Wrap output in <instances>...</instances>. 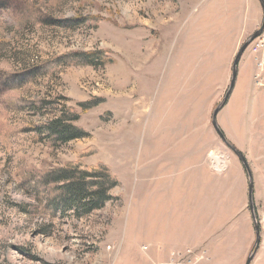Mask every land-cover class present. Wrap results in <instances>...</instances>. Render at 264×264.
<instances>
[{
	"label": "rangeland",
	"instance_id": "rangeland-1",
	"mask_svg": "<svg viewBox=\"0 0 264 264\" xmlns=\"http://www.w3.org/2000/svg\"><path fill=\"white\" fill-rule=\"evenodd\" d=\"M235 1L0 0V264H110L134 256L120 237L140 177L141 148H151L152 132L166 115L205 112V89L173 88L169 66L212 69L209 92L222 94L212 120L237 53L262 25L247 32L252 9L237 0L239 26H232ZM209 39L206 61L210 54L200 45ZM57 118L85 138L51 136L45 127ZM203 123L192 122L193 130ZM222 152L226 165L243 166L224 142ZM72 164L109 169L119 182L113 200L86 216L63 203L50 206L53 187L40 183L42 175ZM233 168L230 163L225 178ZM261 192L254 196L261 244L252 264H264V185Z\"/></svg>",
	"mask_w": 264,
	"mask_h": 264
},
{
	"label": "crops",
	"instance_id": "crops-1",
	"mask_svg": "<svg viewBox=\"0 0 264 264\" xmlns=\"http://www.w3.org/2000/svg\"><path fill=\"white\" fill-rule=\"evenodd\" d=\"M233 3L230 16L237 15L230 24L236 27L239 6L237 0ZM248 3L252 15L247 18V32L253 33L263 11L255 0ZM240 17L244 19L243 14ZM210 44L209 39L200 45L204 54H210L206 61L211 59ZM241 59L234 88L217 122L227 141L249 161L258 200L264 185V89L254 84L256 56L246 51ZM168 70L173 88L199 85L205 89V112L202 117L179 110L166 115L163 127L152 132L151 148H141L140 177L134 185L133 204L128 203L124 237H120L135 249L134 256L110 264H159L173 252L191 248L207 251L208 260L202 264H245L255 243L249 177L239 161L231 160L232 177L225 178L230 163L222 166L223 141L210 125L211 112L222 95L216 98L209 92L215 86L214 72L207 66L188 72L173 65ZM183 120L188 124L180 126ZM196 121L204 122L200 131L193 130L197 125L191 123ZM148 158L150 163H145Z\"/></svg>",
	"mask_w": 264,
	"mask_h": 264
},
{
	"label": "trees",
	"instance_id": "trees-1",
	"mask_svg": "<svg viewBox=\"0 0 264 264\" xmlns=\"http://www.w3.org/2000/svg\"><path fill=\"white\" fill-rule=\"evenodd\" d=\"M86 56L90 58L89 64H93L92 55ZM46 66L51 67L50 63H47ZM45 129L51 136L63 140V142L86 136L72 124L65 123L62 118L53 120L46 125ZM40 183L47 187H53L51 189L52 198L48 201L50 206L59 208L63 203L66 205V209L74 210L79 216H86L103 208L113 200L110 193L119 185L117 179L105 166L87 168L82 164H72L44 173ZM55 214L56 209L53 212V215Z\"/></svg>",
	"mask_w": 264,
	"mask_h": 264
},
{
	"label": "water",
	"instance_id": "water-1",
	"mask_svg": "<svg viewBox=\"0 0 264 264\" xmlns=\"http://www.w3.org/2000/svg\"><path fill=\"white\" fill-rule=\"evenodd\" d=\"M262 8L263 11V20H262V25L260 27L259 30H257L247 41L246 43H244V45L240 48L239 52L237 53V56L234 60L233 63V67H232V79H231V83H230V87L224 97V99L222 100V102L220 103V105L218 107H216V109L213 112V116H212V125L214 127V129L216 130L217 134L219 135V137L222 139V141L228 146L230 147V149L236 154V156L239 158V160L241 161V163L243 164L245 170L248 173V177H249V203H250V210L252 212L253 215V219H254V224H255V231H256V239H255V243H254V247L250 253V255L247 258V261L245 264H252L254 257L260 247L261 244V237H260V226L257 222L256 219V215H255V209H254V183H253V178H252V172H251V168L250 165L246 159V157L240 152L238 151L234 146H232L226 139L224 133L222 132V130L220 129V127L218 126V122H217V116L220 113V111L224 108V106L226 105L232 90L234 88L235 82H236V77H237V72H238V66L239 63L241 61L242 56L244 55V53L248 50V48L253 44V42L263 33L264 31V0H257Z\"/></svg>",
	"mask_w": 264,
	"mask_h": 264
},
{
	"label": "built area",
	"instance_id": "built-area-1",
	"mask_svg": "<svg viewBox=\"0 0 264 264\" xmlns=\"http://www.w3.org/2000/svg\"><path fill=\"white\" fill-rule=\"evenodd\" d=\"M256 56L257 70L254 75V84L264 89V31L250 46ZM147 250V247H143ZM208 260L207 252L201 249H187L183 252H173L168 260L159 264H202Z\"/></svg>",
	"mask_w": 264,
	"mask_h": 264
},
{
	"label": "bare ground",
	"instance_id": "bare-ground-1",
	"mask_svg": "<svg viewBox=\"0 0 264 264\" xmlns=\"http://www.w3.org/2000/svg\"><path fill=\"white\" fill-rule=\"evenodd\" d=\"M221 158V157H220ZM221 162V161H220ZM218 165V164H217ZM221 165V164H220ZM220 165H218V166H220ZM225 165V160H222V166H224Z\"/></svg>",
	"mask_w": 264,
	"mask_h": 264
}]
</instances>
